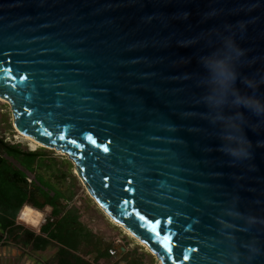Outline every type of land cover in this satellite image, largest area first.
I'll list each match as a JSON object with an SVG mask.
<instances>
[{
  "label": "water",
  "instance_id": "1",
  "mask_svg": "<svg viewBox=\"0 0 264 264\" xmlns=\"http://www.w3.org/2000/svg\"><path fill=\"white\" fill-rule=\"evenodd\" d=\"M233 44L264 96V0H0V99L160 264H264V119L205 99Z\"/></svg>",
  "mask_w": 264,
  "mask_h": 264
},
{
  "label": "trees",
  "instance_id": "2",
  "mask_svg": "<svg viewBox=\"0 0 264 264\" xmlns=\"http://www.w3.org/2000/svg\"><path fill=\"white\" fill-rule=\"evenodd\" d=\"M43 155L41 150H27L18 143L0 139V227L4 231L0 239L29 243L36 248L56 243L58 251L52 264H95L109 255V247H103L100 239L82 224L75 208H66L62 203V199H67L64 188L52 184L48 174L38 170ZM28 173H33V180H28ZM25 206L39 211L51 207L50 217L40 226V233L16 222ZM92 251L96 253L93 261L81 254ZM127 264L143 263L133 258Z\"/></svg>",
  "mask_w": 264,
  "mask_h": 264
},
{
  "label": "rangeland",
  "instance_id": "3",
  "mask_svg": "<svg viewBox=\"0 0 264 264\" xmlns=\"http://www.w3.org/2000/svg\"><path fill=\"white\" fill-rule=\"evenodd\" d=\"M12 120L10 104L0 100V139L10 143H18L27 150L43 151L41 169L38 170L48 174L52 184H58L59 187L64 188L67 199H62V203L66 205V208H75L82 224L100 239L103 247H109V255L99 258L95 261V264H127L133 258H137L143 264H160L157 258L140 242L108 218L93 203L83 185L74 176V161L66 153L62 154L56 148H47L41 145L34 146L31 140L19 135L13 126ZM36 165L38 166V163ZM28 176L29 180H33V173H28ZM57 176L58 178H56ZM40 211L43 216L37 226L26 224L18 216L16 222L27 229L36 231L50 217L51 207L45 206ZM81 254L91 261L96 255L95 251L90 253L81 252Z\"/></svg>",
  "mask_w": 264,
  "mask_h": 264
},
{
  "label": "clouds",
  "instance_id": "4",
  "mask_svg": "<svg viewBox=\"0 0 264 264\" xmlns=\"http://www.w3.org/2000/svg\"><path fill=\"white\" fill-rule=\"evenodd\" d=\"M232 48L236 52L234 56L214 53L203 62L208 84L205 99L212 111L231 110L226 118L238 121L239 127L243 128L248 122L249 115L264 119V96L258 95V85L250 82L238 70L237 62L244 55L243 50H239L235 44ZM240 84H244L247 91L241 90ZM247 145L246 136H241L227 154L234 158H247L250 155Z\"/></svg>",
  "mask_w": 264,
  "mask_h": 264
},
{
  "label": "crops",
  "instance_id": "5",
  "mask_svg": "<svg viewBox=\"0 0 264 264\" xmlns=\"http://www.w3.org/2000/svg\"><path fill=\"white\" fill-rule=\"evenodd\" d=\"M27 207L30 206H25L22 212ZM22 212L19 214V219H21ZM39 229L40 227L34 232L40 233ZM1 235L4 236V231L0 227ZM57 251L58 245L56 243H49L44 247L36 248L29 243L23 245L9 242L3 238L0 239V264H52Z\"/></svg>",
  "mask_w": 264,
  "mask_h": 264
},
{
  "label": "bare ground",
  "instance_id": "6",
  "mask_svg": "<svg viewBox=\"0 0 264 264\" xmlns=\"http://www.w3.org/2000/svg\"><path fill=\"white\" fill-rule=\"evenodd\" d=\"M2 102H7L6 100H3V99H0ZM9 103V102H8ZM17 130V129H16ZM18 131V130H17ZM19 135L21 136H24L20 131H18ZM25 138H28L26 136H24ZM29 140H31V142L33 143L34 146H38V145H41V146H44V147H47V148H54L52 146H48L46 144H43V143H40V142H37L35 140H32L30 138H28ZM59 150V149H57ZM60 152L65 153L64 151L62 150H59ZM29 211V212H28ZM42 217V213L35 209V208H31V207H27L24 209V211L22 212V216L20 217L22 221H24L26 224H29V225H32V226H37L39 224V221Z\"/></svg>",
  "mask_w": 264,
  "mask_h": 264
},
{
  "label": "snow or ice",
  "instance_id": "7",
  "mask_svg": "<svg viewBox=\"0 0 264 264\" xmlns=\"http://www.w3.org/2000/svg\"><path fill=\"white\" fill-rule=\"evenodd\" d=\"M185 259H187V257H185Z\"/></svg>",
  "mask_w": 264,
  "mask_h": 264
},
{
  "label": "built area",
  "instance_id": "8",
  "mask_svg": "<svg viewBox=\"0 0 264 264\" xmlns=\"http://www.w3.org/2000/svg\"><path fill=\"white\" fill-rule=\"evenodd\" d=\"M28 180H29V178H28ZM30 181V180H29Z\"/></svg>",
  "mask_w": 264,
  "mask_h": 264
}]
</instances>
